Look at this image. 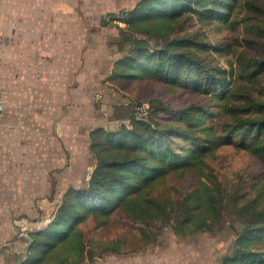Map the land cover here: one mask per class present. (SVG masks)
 I'll use <instances>...</instances> for the list:
<instances>
[{"label": "trees", "instance_id": "16d2710c", "mask_svg": "<svg viewBox=\"0 0 264 264\" xmlns=\"http://www.w3.org/2000/svg\"><path fill=\"white\" fill-rule=\"evenodd\" d=\"M239 2L139 0L132 8L110 15L109 22L124 25L119 26L115 42L120 56L113 64L111 81L124 88L155 81L169 90L183 89L204 98L214 96L220 104L216 112L202 105L189 106L175 112L180 122L163 124L156 116L170 114L171 108L155 98L151 102L139 100L134 106L150 104L148 118L140 119L134 114L126 119L128 124L123 119L112 129H92L89 143L95 167L88 183L66 191L51 221L30 232L32 243L27 253L16 255V264L93 262L82 226L98 218L104 225L117 211L133 209L135 213L130 217L134 221L141 219L140 222L174 219L176 233L204 229L214 222V216L210 221L195 219L198 204L146 199L144 194L169 175L181 178L193 172L208 178L206 158L231 144L250 150L264 165V100H254L246 107L235 105L230 99L236 95L228 88L235 70L217 67L206 58L211 50L220 55L232 53V43L225 42V38L212 45L205 34L186 30L196 15L218 28L217 32L235 31L231 19ZM256 33L264 35V30ZM241 68L240 76L257 79L264 74V53L241 58ZM250 110L253 115L248 113ZM238 135L242 136L240 142ZM191 199L195 196L189 195L187 201ZM234 204L236 241L222 264H264V210H259L254 202L240 208L237 201ZM207 209L217 214L215 205L210 204ZM104 248L112 254L123 253L118 241L104 244Z\"/></svg>", "mask_w": 264, "mask_h": 264}, {"label": "rangeland", "instance_id": "374dc122", "mask_svg": "<svg viewBox=\"0 0 264 264\" xmlns=\"http://www.w3.org/2000/svg\"><path fill=\"white\" fill-rule=\"evenodd\" d=\"M138 1L0 0V9L11 10L15 2L17 9L23 14L17 15L16 24L22 26L20 24L26 20L33 25L39 18L43 24V8L47 10L58 8L63 11V16L59 20L64 28L70 24L81 28L79 33L82 39L80 51L83 50L81 59L76 60L70 66V70H67L70 74L78 73L80 80L75 81L74 86L70 87L74 88L73 91H64V102L65 106L71 101L70 104L80 108L82 113L77 115L81 116L80 121L84 124H87L88 118L92 120V124L89 123L90 128L104 126L112 129L123 119L128 124L126 119L134 115V104L139 100L151 102L153 98L161 100L172 110L170 114L159 113L156 116L163 124L180 122L175 112L189 106L202 105L216 112L220 101H216L214 96L204 98L183 89L169 90L166 85L155 81L137 82L124 88L121 83L110 80L114 61L120 56L118 46L115 44L120 32L119 26L124 25L108 20L111 14L133 7ZM47 16L46 19L49 20V15ZM231 21L235 22V31L225 30L220 33L217 32L218 28L202 22L195 15L186 25V30L205 34V39L212 45L216 40L223 42L225 38H227L225 42L232 43V53L220 55L211 50L206 58L217 67L235 70L228 88H231L236 96L230 101L237 106L246 107L254 100H264V74L252 80L240 76L243 74L241 58L260 57L264 53V35L256 33L260 32V29L264 30V0H240ZM26 46L27 44L23 49L25 54ZM1 68L0 94L6 107L4 112L0 113V121L21 124L23 114L16 113V108L24 109V106H29L31 111L28 114L32 116L31 127L34 131L41 132L42 127L39 123H43V63L41 72L33 75L24 72L30 66L26 64V59L20 56L12 58V63L8 67ZM39 75L41 81L37 79ZM17 88L22 90L29 88L39 93L22 91L21 95H18L14 93ZM252 112L253 110H250L248 113L253 115ZM6 133V126L1 127L0 136ZM241 139L242 136L238 135V142ZM206 162L209 166L208 178L198 177L193 172L181 178L169 175L156 182L144 196L146 199L154 198L175 204H198L200 207L195 211V219L210 221L214 216L213 223L204 229H187L188 231L183 233H176L174 219L134 221L130 217L135 213L133 209L115 212L104 225H100L102 223L100 218L90 219L82 228L94 259L93 262L86 261L84 264H103L104 260H109L113 254L105 250L104 244L112 241L114 244L117 241L121 242L123 253L117 255L127 260H134L138 256L140 260L134 264H149L151 259L154 260L151 264H222L236 241L233 230L237 216L234 202L237 201L238 208L254 202L259 210H264V165L250 150L232 144L216 150L206 158ZM85 179L86 176L81 177L76 183L83 184ZM189 195L195 196V199L187 201ZM210 204L216 206V215L207 209ZM4 227L7 233L8 228ZM9 238L4 241L5 244L10 243L16 248L19 242L22 248L26 246L17 229ZM142 254L146 256L143 257ZM151 254L154 257H151Z\"/></svg>", "mask_w": 264, "mask_h": 264}, {"label": "crops", "instance_id": "0c3cea01", "mask_svg": "<svg viewBox=\"0 0 264 264\" xmlns=\"http://www.w3.org/2000/svg\"><path fill=\"white\" fill-rule=\"evenodd\" d=\"M62 13L58 8H43V24L39 18L33 25L26 20L18 26L17 15L22 11L17 9L15 2L11 10L0 9V71L1 66L8 67L12 58L19 56L24 57L30 66L24 72L32 75L41 72L43 63L41 132L31 127L29 106L16 108V113L23 114L21 124L0 121V128L6 126L7 130L6 135L0 136V264H16V255L27 253L29 239L26 235H21L26 243L24 248L19 242L16 248L4 243L15 234V229L19 231L14 220L25 218L37 223L39 229L44 228L47 220L53 218L66 191L70 187L85 186L95 167L89 132L96 127L90 128L92 120L89 118L87 124L80 121L81 116L77 114L82 112L75 104L69 101L65 106L64 102V91H73L74 88L70 87L80 80L78 73L70 74L67 70L81 59L83 50L80 51L81 28L72 24L64 28L59 20ZM25 44L27 54L23 51ZM4 57L7 59L3 60ZM37 79L41 81V75ZM22 91L39 93L29 88H17L14 93L21 95ZM0 97L3 98L1 94ZM5 107L6 104L0 113ZM85 176L83 184L76 183ZM4 226L8 228L7 233ZM150 256L154 257L153 254ZM139 260L138 256L127 260L113 254L103 264H134Z\"/></svg>", "mask_w": 264, "mask_h": 264}, {"label": "built area", "instance_id": "2783aa9c", "mask_svg": "<svg viewBox=\"0 0 264 264\" xmlns=\"http://www.w3.org/2000/svg\"><path fill=\"white\" fill-rule=\"evenodd\" d=\"M5 102L3 98L0 97V111L4 109ZM150 105L149 103L136 104L134 106V114L137 118L146 119L150 114ZM50 222V219L47 220V224ZM15 226L19 228L21 235L28 236L31 231L39 230V225L32 221H28L25 218H19L14 220Z\"/></svg>", "mask_w": 264, "mask_h": 264}, {"label": "water", "instance_id": "95a60500", "mask_svg": "<svg viewBox=\"0 0 264 264\" xmlns=\"http://www.w3.org/2000/svg\"><path fill=\"white\" fill-rule=\"evenodd\" d=\"M28 237V239H29V246L31 245V243H32V239H31V237L28 235L27 236ZM29 246H28V248H29ZM28 248H27V251H28Z\"/></svg>", "mask_w": 264, "mask_h": 264}]
</instances>
